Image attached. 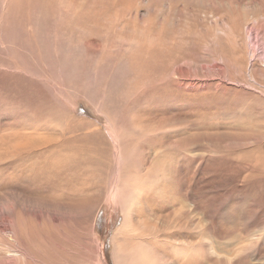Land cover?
I'll return each instance as SVG.
<instances>
[{
	"label": "rangeland",
	"instance_id": "1",
	"mask_svg": "<svg viewBox=\"0 0 264 264\" xmlns=\"http://www.w3.org/2000/svg\"><path fill=\"white\" fill-rule=\"evenodd\" d=\"M0 264H264V0H0Z\"/></svg>",
	"mask_w": 264,
	"mask_h": 264
}]
</instances>
